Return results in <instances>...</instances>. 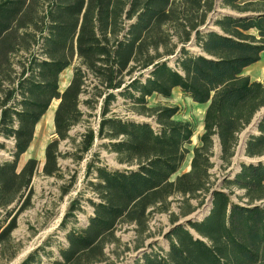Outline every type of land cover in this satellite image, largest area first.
<instances>
[{"label": "trees", "instance_id": "trees-1", "mask_svg": "<svg viewBox=\"0 0 264 264\" xmlns=\"http://www.w3.org/2000/svg\"><path fill=\"white\" fill-rule=\"evenodd\" d=\"M217 4L232 13L214 20L218 29H206ZM192 38L200 53L187 49ZM263 51L264 0H0V138L14 141L13 158L0 161V215L14 203L21 204L17 213L30 205L38 161L29 158L20 170L18 162L51 102L59 100L56 138L46 145L43 172L57 176L60 143L74 140L70 131L86 114L81 105L94 109L101 100L98 130L80 134L71 154L81 159L95 139L107 140L102 145L127 167L89 164L88 173H95L88 182L92 214L86 224L67 228L82 211L80 200L72 201L60 225L66 244L52 264L105 261L120 225L135 224L138 235L146 233L150 215L168 212L175 195L182 205L180 213H170L168 248H154L157 242L144 248L139 241L135 250L144 249L133 264H264V113L245 141L249 160L218 188L212 182L215 147L220 167L228 169L241 132L264 107V78L244 74ZM170 56H176L174 66ZM75 57L79 65L61 91L60 75ZM89 86L94 92L82 100ZM176 87L206 109L190 170L172 179L189 153L193 129L174 119L177 107H150L148 98H168ZM119 95L158 126L109 115ZM201 194L210 195L208 212L178 223L204 204L191 203ZM11 216L0 219V244L17 226ZM40 251L48 254L38 246L21 264H38Z\"/></svg>", "mask_w": 264, "mask_h": 264}, {"label": "rangeland", "instance_id": "rangeland-1", "mask_svg": "<svg viewBox=\"0 0 264 264\" xmlns=\"http://www.w3.org/2000/svg\"><path fill=\"white\" fill-rule=\"evenodd\" d=\"M230 12L232 13L231 10L222 8L217 4L215 10L209 14L207 24L204 27H206V29L207 27L218 29L213 25L214 20L220 17L223 13ZM186 47L193 53L201 52L199 47L195 45L194 38L186 44ZM179 50L180 47L177 51ZM168 58L170 59V64L174 66L176 56H170ZM261 58L262 60L257 63V65L249 68V73L252 75L259 76L264 73V54ZM77 65H79V60L75 57L72 64L62 72V75H60L59 86L61 91H63L69 84L72 78L71 76L73 75L74 67ZM93 92L94 89L89 86L88 94H84L82 100L91 98V93ZM58 103L59 100L57 101V99H54L51 102L47 112L43 115L41 118L42 120L39 121L36 126L34 139L32 141L33 143H31L28 150L22 154L19 159L18 170L23 167L29 158L37 159L38 166L31 183L32 196L30 198V205L23 211L17 213L21 204L17 206L14 203L6 210H3L0 215V219H3L4 221L7 220L10 215H12L10 218L16 216L17 222V226L12 232V238L5 244H0V264H21L31 252H33L38 246L42 245H44L48 254H44L43 251H40L41 256L38 264H52L53 260L59 256V246L66 244V230L61 228L60 225L66 212L69 210L72 201L74 199H79L82 211H77V221H74L72 217L69 219L67 228L74 225L86 224L88 215L92 214L93 209L89 205L87 198L93 197L94 195L89 190L88 182L89 180H95L93 178L95 173H88L89 164H102L110 168L119 169H125L127 167L126 164L117 161L114 152L109 151L102 145L107 140L95 139L93 146L88 152L83 155L79 153L80 156H82L81 159L76 158L79 155L71 154L77 150V144L81 141L80 134L84 133L88 128H92L95 132L98 130L101 119V100H99L94 109H91L86 104L81 105V108L86 114L70 131L74 140H65L60 143L59 147L64 155L59 158L61 168L59 175L49 176L44 174L43 166L45 163V148L51 140L56 138L54 114ZM148 105L150 107H177L178 111L175 114L174 119L188 122L193 129L191 143L186 145L189 149V153L187 154L180 170L172 176V179H175L178 174L190 170L193 148L199 145L200 136L204 132V114L206 105L194 102L178 87L173 90L172 95L168 98L153 94L148 98ZM131 106L132 105L128 99L119 95L117 100L111 104L109 115L115 114L123 119L149 121L154 127L158 126L153 117L138 114ZM51 111H53V113H51ZM262 113H264V107L256 114L252 123L241 132L235 156L228 169L220 167L221 161L218 159L217 155L219 154V149L217 146L215 147L216 156L214 157V160L216 161V165L212 169V182L215 187L218 188L220 186L225 175L232 176L239 168L241 161L249 160L244 156L245 141L249 134L255 132V123ZM0 140L6 143V148L0 149V161L12 159L13 156L11 154L14 149L13 139H5L1 137ZM236 194H242V191H237ZM181 199L182 197L180 195L172 196L170 198L171 206L168 212H153L148 221L149 230L142 235L137 234L135 224L126 223L120 225L116 232L119 241L117 243L108 244L105 261L96 264H133L134 258L140 254L142 249L147 248L148 244L151 242H157V244L153 246L154 248L161 246L164 249H167L168 241L165 239L164 234L172 228L170 213H180V206L182 205ZM201 201L204 202V204L200 208L192 214L182 217L179 221L186 218L203 217L210 207V195L207 194L206 197L202 194L198 195L195 199L191 200V203L196 205ZM147 234H151V237L146 238ZM139 241H144L145 246L144 248L135 250Z\"/></svg>", "mask_w": 264, "mask_h": 264}, {"label": "crops", "instance_id": "crops-1", "mask_svg": "<svg viewBox=\"0 0 264 264\" xmlns=\"http://www.w3.org/2000/svg\"><path fill=\"white\" fill-rule=\"evenodd\" d=\"M263 54H264V51L262 52L261 57L263 56ZM261 60H262V58L258 62L254 63V64H252V65H250L248 67H246L244 69V74L249 75L252 80H262L264 78V73L262 75H259V76H255V75H252L251 73H249V68L252 67V66L257 65V63H259Z\"/></svg>", "mask_w": 264, "mask_h": 264}, {"label": "bare ground", "instance_id": "bare-ground-1", "mask_svg": "<svg viewBox=\"0 0 264 264\" xmlns=\"http://www.w3.org/2000/svg\"><path fill=\"white\" fill-rule=\"evenodd\" d=\"M65 71V70H64ZM70 71V70H69ZM62 75V74H61ZM72 75V74H71ZM70 75V76H71ZM72 77V76H71ZM66 78V77H65ZM68 79V78H67ZM62 81H64V80H62ZM66 83H67V81H66ZM65 84V83H64ZM57 101H58V99H57ZM51 105V104H50ZM57 108V107H56ZM51 113H53V111H51ZM45 119V118H44ZM42 120V119H41ZM40 120V121H41ZM49 120V119H48ZM47 124V123H46ZM39 127V126H38ZM46 128H47V126H46ZM52 129H53V127H52ZM44 130V129H43ZM47 131V130H46ZM37 136V135H36ZM43 141V140H42ZM33 143V142H32ZM38 143V142H37ZM45 147V146H44ZM43 148V147H42ZM43 150V149H42ZM42 155V154H41Z\"/></svg>", "mask_w": 264, "mask_h": 264}, {"label": "water", "instance_id": "water-1", "mask_svg": "<svg viewBox=\"0 0 264 264\" xmlns=\"http://www.w3.org/2000/svg\"><path fill=\"white\" fill-rule=\"evenodd\" d=\"M188 219H189V218H186V219H184V220L179 221L178 223H186ZM178 223H177V224H178Z\"/></svg>", "mask_w": 264, "mask_h": 264}]
</instances>
